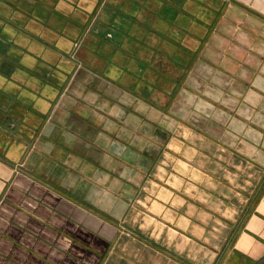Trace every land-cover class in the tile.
Here are the masks:
<instances>
[{"label":"crops","instance_id":"obj_1","mask_svg":"<svg viewBox=\"0 0 264 264\" xmlns=\"http://www.w3.org/2000/svg\"><path fill=\"white\" fill-rule=\"evenodd\" d=\"M0 264H264V0H0Z\"/></svg>","mask_w":264,"mask_h":264}]
</instances>
